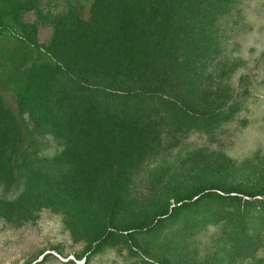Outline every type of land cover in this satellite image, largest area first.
Here are the masks:
<instances>
[{"label":"rangeland","instance_id":"1","mask_svg":"<svg viewBox=\"0 0 264 264\" xmlns=\"http://www.w3.org/2000/svg\"><path fill=\"white\" fill-rule=\"evenodd\" d=\"M90 1L75 11L87 17ZM10 5H0V137L9 111L21 141L18 162H0V264H264V0H203L173 49L189 54L183 86L175 63L173 96L145 98L114 95L103 72L74 81L56 69L44 47L67 1L15 21ZM32 60V77L46 75L20 106ZM79 106L106 109L112 128L73 166L34 125L68 130ZM23 152L36 159L18 165Z\"/></svg>","mask_w":264,"mask_h":264},{"label":"trees","instance_id":"2","mask_svg":"<svg viewBox=\"0 0 264 264\" xmlns=\"http://www.w3.org/2000/svg\"><path fill=\"white\" fill-rule=\"evenodd\" d=\"M65 1L68 3L67 7L54 14L50 20L53 33L44 49L55 57V62L52 61V64L61 73L64 72L68 79H80V75H86L92 69L95 74L100 72L105 74L106 78L103 80L108 83L101 81V84L110 87L114 95L127 94L142 98L152 95L173 96L171 88L173 78L177 75L178 81L175 82V86L178 84L179 87L183 86L182 75L186 71V63H189L186 58L189 54L181 53L178 57L173 49L178 45L177 42H186L185 32L190 25L189 19L202 16L203 0H91L87 17L75 11L76 7H80L82 0ZM41 2L42 0H0V5L7 7V3L11 4L7 15L15 21L19 16V10L35 8ZM41 12L42 9L39 8L41 21H46L47 14L42 15ZM18 24L21 25L19 36L29 38L28 25L22 21H18ZM198 41L201 39L197 38L196 42ZM26 45L29 46L28 43ZM59 48H63L68 56L66 67L61 68L58 62H62L61 59L66 62L65 58L60 59L57 55ZM30 49H36L46 60L51 61L44 52L39 51L37 45ZM32 65L33 60L28 65L30 72L28 76L25 75V82H21V89L17 92L20 106L30 103L33 90L38 88L36 81L46 75L45 72H39L34 79ZM52 89H54L52 86L48 89L49 94ZM45 93L47 92H43ZM56 94L57 98L54 101L61 105L62 101L58 93ZM46 96L45 94L44 102ZM1 108L3 109V106ZM104 110L106 109L101 110L94 106L74 107L70 112L73 122L69 120L71 122L68 124V130L61 125L59 129L54 127L47 129L44 124H36L35 131L38 132L35 134L53 133V137L61 145V150L71 152V162L76 166L83 160V154L90 140L97 136L105 137L107 130L112 128L107 120L108 112ZM10 113L8 111V115L2 120L5 130L0 137L2 141L0 162L5 167H9L11 162H18L16 157L19 155L20 146L16 147V143L21 141L10 124L12 122ZM125 127L121 126L120 130H124ZM23 153L28 157L25 156L18 165L36 159L35 153Z\"/></svg>","mask_w":264,"mask_h":264}]
</instances>
